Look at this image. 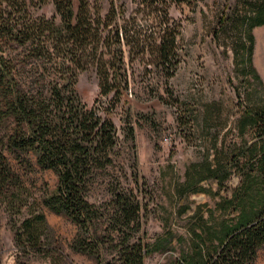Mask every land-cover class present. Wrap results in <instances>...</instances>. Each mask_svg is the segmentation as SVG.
<instances>
[{
    "label": "rangeland",
    "instance_id": "obj_1",
    "mask_svg": "<svg viewBox=\"0 0 264 264\" xmlns=\"http://www.w3.org/2000/svg\"><path fill=\"white\" fill-rule=\"evenodd\" d=\"M257 1L89 0L92 10L98 8L103 20L108 16L119 28L120 43L111 35L108 45L121 50L119 64L128 81L116 101L99 93L94 66L76 77L80 101L100 114L108 111L116 135L112 163L95 171L87 191L98 210L91 252L76 250L75 223L41 203L55 188L56 173L40 168L32 153L21 154L29 162L8 153L29 201L41 204L46 228L41 252H22L14 241L21 217L2 208L0 264H121L120 249L133 243L148 250L143 264H178L184 255L217 245L211 233L235 215L227 201L252 164L255 168L264 160V135L238 128L245 108L264 96V26L252 29V61L262 86L234 63L239 33L245 38L241 17ZM42 11L51 15L53 8L48 4ZM163 27H175L177 33V58L164 65L155 57ZM243 54L242 48L238 62ZM130 186L140 210L123 226L110 217L111 191ZM254 264H264V247Z\"/></svg>",
    "mask_w": 264,
    "mask_h": 264
},
{
    "label": "trees",
    "instance_id": "obj_2",
    "mask_svg": "<svg viewBox=\"0 0 264 264\" xmlns=\"http://www.w3.org/2000/svg\"><path fill=\"white\" fill-rule=\"evenodd\" d=\"M48 4L51 15L42 11ZM107 17L103 20L98 8L92 10L89 0H0V212L3 208L9 216L21 217L14 225V241L22 252H41L46 219L41 204L29 201L28 189L8 153L24 162L29 161L21 154L32 153L40 168L56 173L57 184L41 203L75 223L76 250L91 252L98 210L87 199V191L95 171L112 163L116 135L108 111L100 114L82 103L75 83L78 71L91 65L101 95L111 94L120 101L127 91L126 73L119 64L122 52L108 45L112 36L120 43L119 28H113ZM241 24L245 38L240 32L234 63L262 86L252 61V29L264 26V0L241 17ZM171 28L163 27L155 44L158 64L177 58V33ZM242 48L245 57L238 62ZM247 127L264 135V96L245 108L238 128L243 132ZM259 160L227 201L235 215L211 233L217 245L184 255L178 264L255 263L264 247V160ZM111 196L110 217L123 226L135 221L140 203L133 187L113 190ZM146 252L140 244L126 245L119 251L121 264H143Z\"/></svg>",
    "mask_w": 264,
    "mask_h": 264
},
{
    "label": "bare ground",
    "instance_id": "obj_3",
    "mask_svg": "<svg viewBox=\"0 0 264 264\" xmlns=\"http://www.w3.org/2000/svg\"><path fill=\"white\" fill-rule=\"evenodd\" d=\"M262 59H264V58H262Z\"/></svg>",
    "mask_w": 264,
    "mask_h": 264
}]
</instances>
